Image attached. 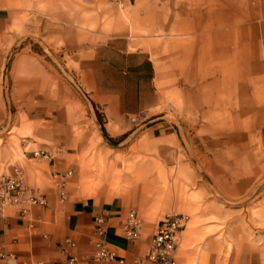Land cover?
<instances>
[{
    "label": "rangeland",
    "instance_id": "rangeland-1",
    "mask_svg": "<svg viewBox=\"0 0 264 264\" xmlns=\"http://www.w3.org/2000/svg\"><path fill=\"white\" fill-rule=\"evenodd\" d=\"M17 7L13 29L20 34L7 57L21 43H30L36 53L31 59L52 71L51 86L56 72L74 92L70 121L79 146L66 148L74 151L69 184L83 193L101 187L112 193L119 184L131 183L137 188L141 221L154 225L166 212L188 214L179 247L192 246L194 254L185 264H242L247 252L256 256L252 264H264V128L251 125L253 112L264 108V79L241 67L228 68L227 77L226 68L218 67L216 81L203 87L213 92L212 99L208 94L211 103L197 102L194 62L188 71L185 48L178 50L193 35L163 28V0H20ZM47 15L53 34H45L49 27L44 25L39 34L40 18ZM145 58L150 67H137ZM85 65L92 66L101 90L121 91L120 126L113 121L118 116L83 90L87 101L71 83L81 88L79 73ZM6 72L3 68L2 76ZM161 121L179 141L163 147L162 138L149 134V126ZM201 131L228 139V148L237 150L235 160L253 174L245 189L229 196L213 185L189 145L190 134ZM51 154L56 157L54 150ZM185 234L191 242L183 239Z\"/></svg>",
    "mask_w": 264,
    "mask_h": 264
},
{
    "label": "crops",
    "instance_id": "crops-1",
    "mask_svg": "<svg viewBox=\"0 0 264 264\" xmlns=\"http://www.w3.org/2000/svg\"><path fill=\"white\" fill-rule=\"evenodd\" d=\"M19 1L0 0V172L19 166L24 183L42 194L46 203L30 206L23 216H19L17 206H9L0 215V255L12 256L8 262L0 258V264H21L24 260H43L45 264H87L99 240L122 259L121 262L113 259L109 264H132L134 258L144 254L155 226L154 221H142L137 238L126 239L122 235L120 223L129 209L135 210L141 219L136 186L121 183L112 193L102 187L83 193L77 186L69 184L70 174L65 178L64 198L58 196L53 174L71 170L69 165L73 164V159L69 154L74 151L66 148L79 146V140L72 139L70 121L74 92L67 80L57 76L56 72H53L55 80L51 86L52 71L40 60L31 59L36 53L30 43H21L17 51L7 57L19 39L20 32L13 29L19 18ZM143 1L150 0H133L134 3ZM162 16L164 29L193 35L185 47L179 44L178 50L185 48L188 71L192 67L191 61L194 62L198 78L192 83L200 87L194 95L197 102L211 103L208 94L211 99L214 94L210 90L203 91V87L216 81L218 67L226 68L227 77L230 76L228 68L241 67L247 69L245 73L264 79V0H163ZM50 19V15L44 21L40 18L39 34L43 25L49 27L45 34H53ZM204 42L209 45H202ZM148 65L150 67L147 58L137 62L139 68ZM3 68H7L4 76L1 74ZM125 73L130 76L127 70ZM79 74L77 79L82 90L103 110L118 116L113 121L120 126L121 91L101 90L91 65L81 67ZM251 121V125L264 128V108L255 110ZM11 127L13 134H10ZM169 127L162 121L155 122L149 126V134L162 138L161 146H169L179 141L174 130H166ZM247 129L244 128L243 136L248 139ZM228 142L211 131L192 132L189 136V145L210 181L221 193L232 196L250 184L253 174L240 166L241 161L235 160L239 153L228 148ZM36 148L50 154L54 150L56 157L51 154L49 160L32 156L31 150ZM183 230L185 227L179 234L176 264H185L187 256L194 254L192 246L179 247ZM184 237L186 242L192 241L188 234ZM65 239L71 240L73 245ZM70 255L76 257L71 263L68 261ZM255 258L251 252L244 253L241 263L252 264ZM145 264L156 263L146 261Z\"/></svg>",
    "mask_w": 264,
    "mask_h": 264
},
{
    "label": "built area",
    "instance_id": "built-area-1",
    "mask_svg": "<svg viewBox=\"0 0 264 264\" xmlns=\"http://www.w3.org/2000/svg\"><path fill=\"white\" fill-rule=\"evenodd\" d=\"M119 2L121 0H118ZM32 156L51 159V155L44 149L31 150ZM71 174V170L54 172L55 187L60 199L65 196V178ZM46 200L42 194L27 186L23 181V173L19 166H12L7 171L0 172V215L9 206H17L19 216H23L32 205H45ZM188 216L179 212H166L157 221L151 232L146 250L142 256L132 260V264H145L146 261L156 264H176L175 252L179 240L180 231L186 226ZM141 219L135 210L129 209L120 223V230L126 239H135L139 236ZM67 243L73 245L71 240L65 239ZM11 255L2 256L8 262ZM12 257V256H11ZM76 259L75 256L68 257L69 263ZM113 259L121 262L115 252L110 249L102 240L96 242L95 249L91 252L87 264H109ZM21 264H45L43 260H24Z\"/></svg>",
    "mask_w": 264,
    "mask_h": 264
},
{
    "label": "water",
    "instance_id": "water-1",
    "mask_svg": "<svg viewBox=\"0 0 264 264\" xmlns=\"http://www.w3.org/2000/svg\"><path fill=\"white\" fill-rule=\"evenodd\" d=\"M71 83L73 84V86L78 90V92L88 101V98L86 97L85 93L83 92V90L79 87V85L72 79H70ZM99 131L101 132V128H99ZM106 140V139H105ZM109 144L114 145L113 143L109 142L108 140H106ZM190 157L192 158L193 162L195 163V165L198 167L196 161L194 160L192 154L190 153V151L188 150ZM198 169L200 170V168L198 167ZM201 171V170H200ZM202 173V171H201ZM203 174V173H202Z\"/></svg>",
    "mask_w": 264,
    "mask_h": 264
},
{
    "label": "bare ground",
    "instance_id": "bare-ground-1",
    "mask_svg": "<svg viewBox=\"0 0 264 264\" xmlns=\"http://www.w3.org/2000/svg\"><path fill=\"white\" fill-rule=\"evenodd\" d=\"M51 155V154H50ZM23 173V172H22Z\"/></svg>",
    "mask_w": 264,
    "mask_h": 264
},
{
    "label": "trees",
    "instance_id": "trees-1",
    "mask_svg": "<svg viewBox=\"0 0 264 264\" xmlns=\"http://www.w3.org/2000/svg\"><path fill=\"white\" fill-rule=\"evenodd\" d=\"M103 132H104V130H103Z\"/></svg>",
    "mask_w": 264,
    "mask_h": 264
}]
</instances>
